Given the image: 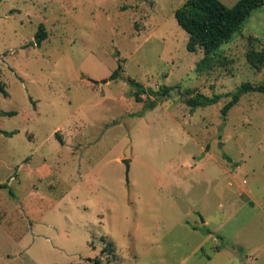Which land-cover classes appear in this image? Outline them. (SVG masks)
Returning a JSON list of instances; mask_svg holds the SVG:
<instances>
[{
  "label": "rangeland",
  "instance_id": "374dc122",
  "mask_svg": "<svg viewBox=\"0 0 264 264\" xmlns=\"http://www.w3.org/2000/svg\"><path fill=\"white\" fill-rule=\"evenodd\" d=\"M185 1L0 0V264H264V4L203 62Z\"/></svg>",
  "mask_w": 264,
  "mask_h": 264
},
{
  "label": "trees",
  "instance_id": "16d2710c",
  "mask_svg": "<svg viewBox=\"0 0 264 264\" xmlns=\"http://www.w3.org/2000/svg\"><path fill=\"white\" fill-rule=\"evenodd\" d=\"M263 4L264 0H239L232 6L225 4L222 0H186L182 6L175 10V17L189 34L188 50L196 52L200 48L203 49L206 55L202 60L204 62L214 55L224 43L230 41L236 33L240 32L244 28L246 19ZM46 37L47 31L42 23L36 33L38 44L40 45ZM247 56L257 70L263 68L264 48H251ZM201 64L203 63L201 62L199 65ZM122 70V65H119L111 78H118ZM129 81L135 87L134 95L139 101L142 100V95L146 92L155 95L159 100L166 99L174 89L172 86L166 85H160L158 89L145 88L144 85L132 78ZM178 88H176V92L193 107L209 106L221 98L219 94L208 96L191 88L185 91ZM0 89L7 94L1 82ZM250 92L264 93V81L258 84L250 81L242 83L232 94L231 100L223 106L222 113L226 115L240 101L242 95ZM9 114H14V112ZM0 187L7 188L8 184L0 183Z\"/></svg>",
  "mask_w": 264,
  "mask_h": 264
},
{
  "label": "water",
  "instance_id": "95a60500",
  "mask_svg": "<svg viewBox=\"0 0 264 264\" xmlns=\"http://www.w3.org/2000/svg\"><path fill=\"white\" fill-rule=\"evenodd\" d=\"M96 82H97V81H95V83H96ZM102 82H103V83H106V82H107V79L102 80ZM123 162H124V164H126V166H127V174H128V172H129V170H130V160H129V159H124Z\"/></svg>",
  "mask_w": 264,
  "mask_h": 264
}]
</instances>
